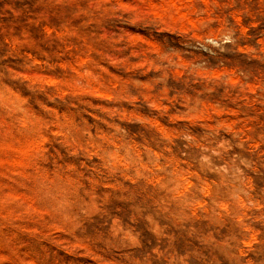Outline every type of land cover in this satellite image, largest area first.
Returning <instances> with one entry per match:
<instances>
[{
  "label": "rangeland",
  "instance_id": "obj_1",
  "mask_svg": "<svg viewBox=\"0 0 264 264\" xmlns=\"http://www.w3.org/2000/svg\"><path fill=\"white\" fill-rule=\"evenodd\" d=\"M0 264H264V0H0Z\"/></svg>",
  "mask_w": 264,
  "mask_h": 264
}]
</instances>
